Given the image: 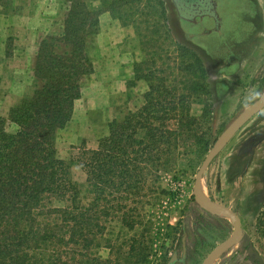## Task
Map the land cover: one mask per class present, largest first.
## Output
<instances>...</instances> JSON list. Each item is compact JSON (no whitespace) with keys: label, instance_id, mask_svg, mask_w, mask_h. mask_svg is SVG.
<instances>
[{"label":"rangeland","instance_id":"obj_1","mask_svg":"<svg viewBox=\"0 0 264 264\" xmlns=\"http://www.w3.org/2000/svg\"><path fill=\"white\" fill-rule=\"evenodd\" d=\"M85 1L91 10L105 9L107 15L101 22L99 17L96 33L88 37L94 71L82 78L73 117L55 141L57 155L69 164L83 202L92 197L86 172L74 156L83 147L98 148L109 122L142 109L150 84L155 86L151 98L162 102L159 110L176 116L162 127L161 159L158 165L148 164L140 197L125 201L130 208L136 207L131 216L138 225L127 228L122 223L124 210L112 211L103 218L106 228L91 252L101 260L125 264L122 252L129 249L132 238L141 239L143 234L146 259L137 263L132 259L131 264H166L175 252L182 258L184 240L186 257L175 264H203L236 229L232 219L196 201L195 176L218 137L264 94V17L221 42L215 40L205 52L209 69L203 83L195 74V55L202 59L196 50L201 46L191 29L174 19L168 0ZM97 1L99 10H95ZM71 2L74 8L78 4V0H0V129L16 130L14 123H2V118L7 119L11 107L36 88L34 66L40 43L64 33ZM257 3L264 14V0ZM68 48L63 44L57 50ZM187 64L192 68L185 69ZM141 74L152 77L147 81ZM181 100H186L184 107ZM200 193L236 212L244 230L242 240L212 264H258L256 253L264 260V108L212 161ZM69 202L54 201V205Z\"/></svg>","mask_w":264,"mask_h":264},{"label":"trees","instance_id":"obj_2","mask_svg":"<svg viewBox=\"0 0 264 264\" xmlns=\"http://www.w3.org/2000/svg\"><path fill=\"white\" fill-rule=\"evenodd\" d=\"M110 6L113 11L114 2ZM99 14L85 0H78L75 8L69 4L64 33L40 43L34 66L36 88L11 107L7 119L2 118V123L9 120L17 128L0 129V264H121L91 252L106 228L103 218L123 209V225L129 229L138 225L131 216L136 207L125 201L140 197L148 164L158 165L161 159L162 127L168 118H176L159 110L162 102L151 98L153 84L142 109L109 122L98 148L83 147L74 156L87 175L92 197L87 204L69 164L57 155L56 135L73 117L82 78L94 71L87 43L97 31ZM63 44L69 48L58 51ZM195 62L196 77L205 83L206 66L197 55ZM139 77L150 81L152 76ZM181 101L184 107L186 100ZM66 200L70 201L66 206L54 205ZM131 240L122 252L125 264L146 259L144 235ZM108 247L113 251L111 244Z\"/></svg>","mask_w":264,"mask_h":264},{"label":"crops","instance_id":"obj_3","mask_svg":"<svg viewBox=\"0 0 264 264\" xmlns=\"http://www.w3.org/2000/svg\"><path fill=\"white\" fill-rule=\"evenodd\" d=\"M257 3V0H255ZM254 0H171V8L176 15L174 19L187 25L194 33L197 39V45L201 46L196 51L200 52L204 64L209 69V63L205 52L213 48L216 41L221 42L226 36L238 34L243 27H247L253 23H258L263 19L264 14L260 9V4H255ZM112 3V1H111ZM94 5L98 6L95 10H99V1ZM101 7L104 6L103 1ZM260 5V6H259ZM89 6V5H88ZM170 9V10H171ZM167 20L169 12H166ZM105 9L100 12L101 17L106 16ZM173 19V20H174ZM228 36V37H229ZM206 40V43L203 42ZM202 44V45H201ZM209 75V72H208ZM140 83H142L140 81Z\"/></svg>","mask_w":264,"mask_h":264},{"label":"water","instance_id":"obj_4","mask_svg":"<svg viewBox=\"0 0 264 264\" xmlns=\"http://www.w3.org/2000/svg\"><path fill=\"white\" fill-rule=\"evenodd\" d=\"M264 108V94L256 100L254 103L249 105L244 109L242 113L228 126V128L218 137L215 141L212 148L209 150L202 164L200 165L194 182L193 196L196 201L202 206L209 207L215 209L226 215L228 218L234 221L235 231L234 233L225 241L217 245L208 257L204 260L203 264H212L213 261L222 254L229 246L239 242L242 240L244 235V230L241 225L240 217L234 212L230 207L205 198L200 193V186L202 184V180L204 178V174L207 168L210 166L212 161L217 157V155L225 148V146L230 142V140L235 136V134L244 126L246 122H248L254 115H256L259 111ZM186 241L184 240L183 245V254L182 258H179L178 252H175L170 260L166 264H175L178 261H182L186 257ZM256 260H258L259 264H264L263 258L256 253Z\"/></svg>","mask_w":264,"mask_h":264},{"label":"clouds","instance_id":"obj_5","mask_svg":"<svg viewBox=\"0 0 264 264\" xmlns=\"http://www.w3.org/2000/svg\"><path fill=\"white\" fill-rule=\"evenodd\" d=\"M257 95L259 94V92L256 93Z\"/></svg>","mask_w":264,"mask_h":264},{"label":"flooded vegetation","instance_id":"obj_6","mask_svg":"<svg viewBox=\"0 0 264 264\" xmlns=\"http://www.w3.org/2000/svg\"><path fill=\"white\" fill-rule=\"evenodd\" d=\"M226 146H227V145H226ZM226 146H225V147H226ZM257 262H258V260H257ZM258 264H259V262H258Z\"/></svg>","mask_w":264,"mask_h":264}]
</instances>
